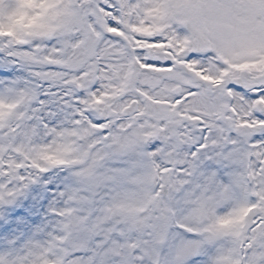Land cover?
<instances>
[{
	"label": "snow or ice",
	"instance_id": "6c2138e0",
	"mask_svg": "<svg viewBox=\"0 0 264 264\" xmlns=\"http://www.w3.org/2000/svg\"><path fill=\"white\" fill-rule=\"evenodd\" d=\"M0 264H264V0H0Z\"/></svg>",
	"mask_w": 264,
	"mask_h": 264
}]
</instances>
